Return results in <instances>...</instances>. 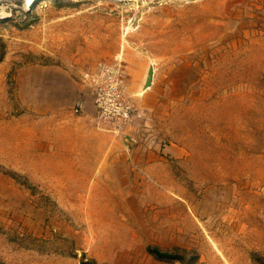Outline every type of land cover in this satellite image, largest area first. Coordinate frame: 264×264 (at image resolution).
<instances>
[{"label":"rangeland","instance_id":"1","mask_svg":"<svg viewBox=\"0 0 264 264\" xmlns=\"http://www.w3.org/2000/svg\"><path fill=\"white\" fill-rule=\"evenodd\" d=\"M0 264H264V0H0Z\"/></svg>","mask_w":264,"mask_h":264},{"label":"built area","instance_id":"2","mask_svg":"<svg viewBox=\"0 0 264 264\" xmlns=\"http://www.w3.org/2000/svg\"><path fill=\"white\" fill-rule=\"evenodd\" d=\"M112 95L114 99H112ZM104 105L105 106L103 107V115L107 119L118 117L123 121H129L130 118H132L131 113L129 115L128 111L118 106L113 90L112 93L109 95L108 102H105Z\"/></svg>","mask_w":264,"mask_h":264},{"label":"trees","instance_id":"3","mask_svg":"<svg viewBox=\"0 0 264 264\" xmlns=\"http://www.w3.org/2000/svg\"><path fill=\"white\" fill-rule=\"evenodd\" d=\"M155 252V255L161 259H170L172 258V254L170 253H162V252H159L157 250L154 251Z\"/></svg>","mask_w":264,"mask_h":264},{"label":"crops","instance_id":"4","mask_svg":"<svg viewBox=\"0 0 264 264\" xmlns=\"http://www.w3.org/2000/svg\"><path fill=\"white\" fill-rule=\"evenodd\" d=\"M94 105H95V103H94ZM132 117H133V115H132ZM115 118H116L115 120H117L116 122H121V123H122V122H127V121H123V120H121V119L118 118V117H115ZM96 119H97V117H96ZM129 121L131 122V120H129ZM129 121H128V122H129ZM116 124H118V123H116ZM130 124H131V123H130ZM130 124H129V125H130ZM117 129H118L119 132H121V131L124 130L123 128H119V127H118Z\"/></svg>","mask_w":264,"mask_h":264},{"label":"bare ground","instance_id":"5","mask_svg":"<svg viewBox=\"0 0 264 264\" xmlns=\"http://www.w3.org/2000/svg\"><path fill=\"white\" fill-rule=\"evenodd\" d=\"M46 1H49V0H46ZM29 4V2L27 3V5ZM30 8H32L33 6L32 5H29Z\"/></svg>","mask_w":264,"mask_h":264}]
</instances>
